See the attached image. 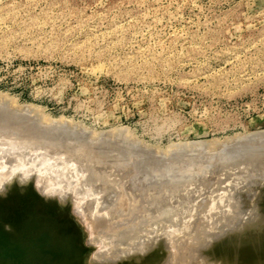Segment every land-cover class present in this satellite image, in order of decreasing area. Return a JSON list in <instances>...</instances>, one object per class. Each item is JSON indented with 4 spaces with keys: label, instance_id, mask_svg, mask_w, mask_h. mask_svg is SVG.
Masks as SVG:
<instances>
[{
    "label": "rangeland",
    "instance_id": "1",
    "mask_svg": "<svg viewBox=\"0 0 264 264\" xmlns=\"http://www.w3.org/2000/svg\"><path fill=\"white\" fill-rule=\"evenodd\" d=\"M0 96V264H264V0H0Z\"/></svg>",
    "mask_w": 264,
    "mask_h": 264
},
{
    "label": "bare ground",
    "instance_id": "2",
    "mask_svg": "<svg viewBox=\"0 0 264 264\" xmlns=\"http://www.w3.org/2000/svg\"><path fill=\"white\" fill-rule=\"evenodd\" d=\"M0 97H1V96H0ZM3 98H4V97H3ZM5 99H6V98H5ZM2 100H3V99H2ZM0 101H1V99H0ZM6 101H7V99H6ZM7 102H8V101H7ZM7 102H4V103L8 104ZM12 103H13V102H12ZM2 104H3V103H2ZM2 104H0V126H3V127H1L2 129L0 130V132H1V133H2V132H3V133L6 132L5 134H8V132H10V135L8 134V135H9V136H8L9 138H10L11 134H12V135H13V134H14V135H20V134L22 135V133H23V134H25V133L28 134L27 132H25V130H23L24 128H25V129H29V130H27V131H29V132H30V129H31L33 134H37V135H38V132H39V129H40V125H42V127L44 126L43 129L46 130L45 133H47V131L49 132V130H50V135H49V136H51V138H52V136L54 135V131L56 130V129H53V128H55L56 126H59V123H57V120H56V122H52V123H48V124L43 123V122L39 123V122L37 121L36 123H39V124H37V125L39 126V127H38L37 125H34V124H33L34 122L31 123L32 119H31L30 121H27V123H26L25 121L28 120L29 118H27L26 120L23 118V120H25V121H23L22 124H23V123H24V124L26 123V125L28 124V127H25L26 125L24 126V124L22 125V124L20 123L21 120L19 119L20 115H19L18 111H15V110L13 111V110H11L8 106L2 105ZM9 105H10V104H9ZM16 106H17V105H16ZM19 106H20V105H19ZM26 106H28V105H26ZM32 107H33V106H32ZM32 107H31V108H32ZM15 109H16V108H15ZM33 111H34V110H33ZM25 116H26V115H25ZM30 116L33 117V115H31V114L29 115V117H30ZM32 117H31V118H32ZM25 118H26V117H25ZM33 120H34V118H33ZM67 120H68V119H67ZM18 121H19V122H18ZM34 121H35V120H34ZM49 121H50V120H49ZM61 121H62V118H61ZM28 122H29V123H28ZM47 122H48V121H47ZM18 123H19V126H20V127L17 126ZM30 123H31L32 125H34V126H32ZM20 124H21L24 128H21L22 126H21ZM29 124H30V125H29ZM62 124H63V122H62ZM30 126H31V128H30ZM4 127H5V128H4ZM17 127L21 128V130H19ZM42 127H41V129H40L41 131H42ZM47 127H49L48 130H47ZM63 127H64V125H63ZM3 128L5 129V131H2V130H4ZM13 128L16 129L17 134H16V132L14 131ZM60 128H61V127H60ZM65 128L67 129L66 125H65ZM65 128H64V129H65ZM74 128H75V127H74ZM83 128H84V127H83ZM7 129H8V130L10 129L11 131H10V130L8 131ZM12 129H13V130H12ZM17 129H18V130H17ZM22 130H23L25 133H24ZM53 130H54V131H53ZM59 130H60V129H59ZM72 130H73V129H72ZM21 131H22V133H21ZM43 131H44V130H43ZM51 131H52V132H51ZM12 132H13V133H12ZM14 132H15V133H14ZM55 132H56V131H55ZM19 133H20V134H19ZM30 133H31V132H30ZM32 133H31V134H32ZM41 133H43V132H41ZM45 133H44V134H45ZM51 133H52V135H51ZM21 135H20L19 137H21ZM41 135H42V134H41ZM45 135H46V136H45ZM45 135H42V136H44V137H46V138H49V137H48V134H45ZM55 135H56V133H55ZM55 135H54V136H55ZM243 135H244V134H243ZM4 136H5V135H3V137H4ZM25 136H26V135H25ZM81 136H82V135H81ZM3 137H2V138H3ZM8 137L6 136V137H4V138H8ZM15 137H16V136H15ZM15 137H12V136H11V139L13 138V139H12V140H13L12 142H14L13 144H14L15 147H16L15 141H16V142H21V141H18V140H19V137H18V140H15V139H16ZM89 137H90V136H89ZM260 137H261V138H260ZM260 137H259V138H260L261 140H258V141H260V142L262 141V142H263L264 135H262V136H260ZM9 138H8V139H9ZM61 138H62V137H61ZM117 138H118V137H117ZM125 138H126V137H125ZM253 138H254V137H253ZM90 139H93V138H90ZM98 139H99V138H98ZM246 139H247V138H246ZM248 139H250V138H248ZM248 139H247V140H248ZM5 140H6V139H1V138H0V148H1L0 151L2 150L1 153L4 154V153L6 152V155H5V156H6L7 158H9L10 155L12 154V153H11L10 155L8 154V153L11 152V151H13V155H11V156L19 155V154H17V152H19V150H17V148H16V149H13V150H10L11 148H14V146H12V147L9 146V145H11V144H9V143H11V141H9L10 139L8 140L9 143H8L7 140H6V142L8 143V146L11 147V148H9V152H7V150L4 149V148H5V147H3L4 144L6 145V149H8V146H7V143L5 142ZM14 140H15V141H14ZM20 140H21V138H20ZM256 140H257V139H256ZM80 141H81V140H80ZM83 141H84V140H83ZM92 141H93V140H92ZM250 141H253V140H250ZM22 142H25V141H24V137H23V135H22ZM95 142H96V141H95ZM109 142H110V141H109ZM111 142H112V141H111ZM191 142H192V141H191ZM193 142L195 143V141H193ZM198 142H199V141H198ZM198 142H197V144H198ZM201 142H202V141H201ZM201 142H199V143H201ZM204 142H205V141H204ZM253 142H255V139H254ZM81 143H83V142H81ZM84 143H85V142H84ZM249 143H250V142H249ZM258 143H259V142H258ZM24 144H25V143H24ZM24 144H22L23 146L21 145L22 147L19 146L20 144H19V145L17 144V146H18V148L20 149V151H22V150H21L22 148L26 149V150L23 149L24 151H27V148H25V145H24ZM86 144H87V143H86ZM185 144H186V143H185ZM203 144H204V143H203ZM251 144H252V143H251ZM251 144H248V142H247L245 145L248 146V145H251ZM77 145H78V144H77ZM82 145H83V144H82ZM102 145H103V144H102ZM105 145H106V144H105ZM182 145L184 146V144H182ZM182 145H181L180 147H182ZM188 145H190V144H188ZM192 145H196V144H192ZM198 145H199V144H198ZM245 145L243 144V145H242V146H243L242 148H245ZM84 146H86V145L84 144ZM92 146H93V145H92ZM108 146H109V145H108ZM253 146H254V145H253ZM255 146H256V145H255ZM72 147H73V146H72ZM72 147H71V148H72ZM76 147L78 148V146H76ZM76 147H75V148H76ZM86 147H87V146H86ZM42 148H43V147H42ZM80 148H82V146H80ZM101 148H102V147H101ZM105 148H106V147H105ZM182 148L185 149V146L182 147ZM58 149H59V148H58ZM103 149H104V148H103ZM180 149H181V148H180ZM186 149H187V148H186ZM238 149H239V148H238ZM47 150H48V148H47ZM81 150H82V149H80V151H81ZM107 150H108V147H107ZM109 150H110V149H109ZM187 150H188V149H187ZM242 150H243V149H242ZM260 150H261V149H260ZM15 151H17V152L15 153ZM48 151H50V150H48ZM66 151H67V150H66ZM82 151H83V150H82ZM112 151H113V150H112ZM112 151H111V152H112ZM69 152H70V150H69ZM69 152H68V153H69ZM111 152H110V153H111ZM20 153H21V152H20ZM66 153H67V152H66ZM253 153H256V152H253ZM253 153L250 152L249 154H246V155H248V157H249L250 154H251L252 156H254ZM257 153H258V152H257ZM259 153H260V152H259ZM7 154H8L9 156H8ZM41 154H42V152H41ZM45 154H46V153H45ZM72 154H73V153H72ZM79 154H80V153H79ZM43 155H44V154H43ZM62 155H63V154H62ZM100 155H101V154H100ZM103 155H104V154H103ZM261 155L264 156L263 153H261ZM261 155L259 154L258 156H261ZM63 156H64V155H63ZM66 156H67V155H66ZM69 156H70V155H69ZM72 156H73V155H72ZM72 156H71V157H72ZM252 156H251V157H252ZM258 156H257V157H258ZM246 157H247V156H245V158H246ZM254 157H256V154H255ZM257 157H256V159H257ZM34 158H35V157H34ZM36 158H37V157H36ZM40 158H41V157H40ZM40 158L38 157V160H39ZM63 158H64V157H63ZM102 158H104V157H102ZM245 158H244V160H245ZM249 158H250V157H249ZM19 159H21V158H19ZM45 159H46V158H45ZM250 159H252V161H253L254 158L252 157V158H250ZM40 160H42V159H40ZM43 160H44V156H43ZM51 160H52V159H51ZM53 160H55V159H53ZM98 160H99V159H98ZM103 160H104V159H103ZM234 160L237 161L236 159H233V161H234ZM246 160H247V159H246ZM248 160H249V159H248ZM248 160H247V161H248ZM17 161H18V160H17ZM27 161H28V160H27ZM31 161H32V160H31ZM31 161L29 160V162H31ZM57 161H59V160H57ZM65 161H66V160H65ZM250 161H251V160H250ZM254 161H255V159H254ZM258 161H259V160H258ZM3 162L5 163V161H3ZM13 162H14V161H13ZM104 162H105V161H104ZM259 162H262V163H263L264 161L261 160V161H259ZM55 163H56V162H55ZM63 163H64V162H63ZM63 163H61V164H63ZM58 164H59V163H58ZM64 164H65V163H64ZM49 165H50V164H49ZM63 166H64V165H63ZM63 166H62V168H63ZM74 167H75V166H74ZM65 168H66V167H65ZM75 168H76V167H75ZM67 170H68V169H67ZM48 171H49V170H48ZM89 171H90V170H89ZM136 171H137V170H136ZM90 173H91V171H90ZM59 174H61V173H59ZM90 175H91V174H90ZM257 175H258V174H257ZM51 176H52V175H51ZM53 177H54V176H53ZM48 179H49V178H48ZM52 179H53V178H52ZM85 179H86V178H85ZM49 180H50V179H49ZM0 186H1V185H0ZM83 209H84V208H83ZM17 245H18V244H17ZM22 245H23V244H22ZM15 246H16V245H15ZM24 246H25V245H24ZM26 247H27V246H26ZM28 248H29V247H28ZM240 248H241V247H240ZM25 251H26V250H25ZM24 253H25V252H24ZM22 256H23V255H22ZM248 258H249V257H248ZM255 258H256V257H255ZM258 258H259V257H258ZM259 259H260V258H259ZM253 260H254V258H253ZM256 260H257V259H256ZM258 261H259V260H258ZM247 262H248V261H247ZM230 263H231V262H230ZM254 263H256V262L254 261ZM232 264H233V263H232Z\"/></svg>",
    "mask_w": 264,
    "mask_h": 264
},
{
    "label": "water",
    "instance_id": "3",
    "mask_svg": "<svg viewBox=\"0 0 264 264\" xmlns=\"http://www.w3.org/2000/svg\"><path fill=\"white\" fill-rule=\"evenodd\" d=\"M0 236H1L0 242L3 243L4 248H6V251H8L7 246H6V241L8 240L7 237H10L9 234L5 233L4 231H0ZM11 239L18 244L17 248L14 250H16V252L20 253V256L17 257V260L14 261V264H19L20 260H22V255L24 253L25 248L23 245H21V243L17 239H14V238H11ZM42 248H45V245L44 246L41 245L39 247V249H42Z\"/></svg>",
    "mask_w": 264,
    "mask_h": 264
},
{
    "label": "clouds",
    "instance_id": "4",
    "mask_svg": "<svg viewBox=\"0 0 264 264\" xmlns=\"http://www.w3.org/2000/svg\"><path fill=\"white\" fill-rule=\"evenodd\" d=\"M3 195H6V194H4V193H0V196H3Z\"/></svg>",
    "mask_w": 264,
    "mask_h": 264
}]
</instances>
